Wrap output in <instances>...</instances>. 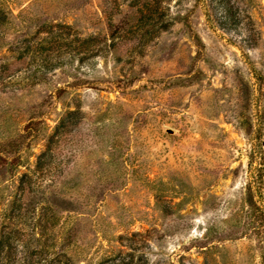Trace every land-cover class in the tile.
I'll use <instances>...</instances> for the list:
<instances>
[{
    "label": "rangeland",
    "instance_id": "374dc122",
    "mask_svg": "<svg viewBox=\"0 0 264 264\" xmlns=\"http://www.w3.org/2000/svg\"><path fill=\"white\" fill-rule=\"evenodd\" d=\"M0 7L11 262L264 264V0Z\"/></svg>",
    "mask_w": 264,
    "mask_h": 264
},
{
    "label": "trees",
    "instance_id": "16d2710c",
    "mask_svg": "<svg viewBox=\"0 0 264 264\" xmlns=\"http://www.w3.org/2000/svg\"><path fill=\"white\" fill-rule=\"evenodd\" d=\"M10 21V17L8 16V14L3 10L2 7H0V29L2 28L1 26L8 24ZM89 39V40H88ZM85 39V43H89V41H91V38ZM30 52V46H28L27 50L25 52L22 53V55L28 54ZM46 61H49V58H44ZM1 68L6 71L9 70L11 68L9 63L3 64L1 66ZM65 120V118H64ZM63 120V121H64ZM57 197V196H56ZM19 201V200H18ZM18 201H14L12 203V207L9 210V213L7 214V217L11 216V213L13 211L19 210L22 211L23 209H27L25 206V203H21L19 205ZM64 202V201H63ZM60 206L61 203L57 202V201H51V202H47L46 203V210L48 212H53L55 211L56 208H61ZM264 211V210H263ZM50 228H48L46 225L44 227V230H49ZM13 230L11 231H6L4 230L1 234H0V264H14V262H11L12 259H14V253H13V245L11 243V238L13 237ZM47 232V231H46ZM20 233V231H19ZM27 248L28 245L24 246V249L21 251L22 253V257H23V263L22 264H35V259L34 258H29L27 257ZM38 247L34 248L32 251H30L31 257L33 256V253L35 251H38ZM6 259V260H5ZM6 261H8V263H5ZM69 264H73V262L71 263V261H69Z\"/></svg>",
    "mask_w": 264,
    "mask_h": 264
},
{
    "label": "water",
    "instance_id": "95a60500",
    "mask_svg": "<svg viewBox=\"0 0 264 264\" xmlns=\"http://www.w3.org/2000/svg\"><path fill=\"white\" fill-rule=\"evenodd\" d=\"M168 132L169 133H174V130L170 128V129H168Z\"/></svg>",
    "mask_w": 264,
    "mask_h": 264
}]
</instances>
